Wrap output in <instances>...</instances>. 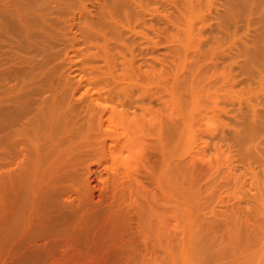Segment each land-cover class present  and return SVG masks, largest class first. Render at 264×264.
<instances>
[{
	"label": "bare ground",
	"instance_id": "6f19581e",
	"mask_svg": "<svg viewBox=\"0 0 264 264\" xmlns=\"http://www.w3.org/2000/svg\"><path fill=\"white\" fill-rule=\"evenodd\" d=\"M157 31L180 61L169 101L184 112L177 129L163 107L150 135L160 116L136 63L156 57ZM73 56L75 79L61 63ZM239 84L257 100L236 104ZM196 124L206 147L184 157ZM128 196L149 257L118 240ZM177 260L264 264V0H0V264Z\"/></svg>",
	"mask_w": 264,
	"mask_h": 264
},
{
	"label": "rangeland",
	"instance_id": "374dc122",
	"mask_svg": "<svg viewBox=\"0 0 264 264\" xmlns=\"http://www.w3.org/2000/svg\"><path fill=\"white\" fill-rule=\"evenodd\" d=\"M214 9V8H213ZM214 11V10H213ZM208 14H210V11H207ZM76 33V32H75ZM71 35H73V32L70 33ZM79 36V35H78ZM153 40L155 41L156 45V57L154 58V60H150L149 56L146 57H142L139 56L137 59V63L136 66L137 68V73L139 74V76H141V84L143 85V88L145 89V86H147L146 88L148 89V96H151L153 98V106L154 109L156 111H158V115L160 117H153L148 114L147 115V119L148 121V130L150 135L154 132V130L156 129L157 125H159V122L163 116V107L166 109V112L169 114V118L171 120L172 123H174L173 125L178 129L181 128V122H182V117H183V110L180 109L181 107H178L174 101L171 102L170 97L172 99L171 95V85L174 83L175 81V73L177 71V66L179 65L180 61L177 57L171 56L166 54L165 50L167 49V47H169L170 45L167 44V40L165 39V37L163 36V34L160 31H157L156 33H154L152 35ZM207 34L205 35V39H207ZM171 44V43H170ZM165 51V52H164ZM72 54V53H71ZM151 61L152 66H146V61ZM190 62H194V60H188V63ZM63 63L62 67L63 70L66 72V74H69L71 76V79H75L78 78L77 77V70H76V65L79 63V58L73 56V57H67L65 59ZM143 63V64H142ZM142 69V72H139V69ZM146 73H149L150 77H147ZM79 76V74H78ZM241 78V77H239ZM140 84V85H141ZM145 85V86H144ZM244 86V84H239L236 87V92L232 93V97L233 98H237L236 104L242 101H246L247 98H252L253 100H257V94L255 96H253L252 94H250L249 92H243L242 91V87ZM180 95H186V93L184 91H180L179 92ZM173 100V99H172ZM223 119V121L228 122L229 118L228 116H226L225 114L222 115L221 117ZM208 123V122H207ZM206 123V124H207ZM206 124H196L193 128V138L191 141H183L181 146L183 149V154H181V150L179 153H177V155H179L178 157H176V160H178V158H184V157H192L194 156V154L200 150L205 148V144L202 140L203 137V133L205 132V127ZM236 123L235 120L232 119L231 122V126L235 127ZM150 140H155V138L153 136H149ZM232 141V140H231ZM233 148L236 150L238 147H236V143L231 142ZM144 157L146 160V163L150 166L152 165L153 167H158V165L160 164L161 160H162V152L160 151V149H154V148H147L145 149V153H144ZM228 152H226L224 155L220 156V160L222 161V159H228L229 157L227 156ZM184 155V157H183ZM198 158V157H197ZM194 159L195 162V168L197 167L199 169V167H201L202 173L207 170H209V167L207 168V165H205V160L202 162L201 159ZM204 159H207L206 157ZM200 160V161H199ZM145 162V161H144ZM200 164V165H199ZM200 168V169H201ZM102 167L99 166V170H101ZM199 169V170H200ZM201 171V170H200ZM198 170L194 171L195 177L198 178L199 172ZM141 178H143V180L145 181V184L148 186V188L152 191H155L157 193L158 196H160V191L159 189L154 185V183L147 178L146 176H140ZM200 177V176H199ZM201 179V178H200ZM98 183V179L94 178L93 184H97ZM98 191V190H96ZM99 192V191H98ZM242 192H239L237 189H230L229 192L225 193V199H228V197H240L242 196ZM205 196V195H204ZM203 196V201L206 200V198ZM174 205H175V210H177L178 212L175 214V217L173 218V238L175 240V243L180 242L182 240L183 237V232H184V222L183 219L178 216V215H182V211L181 209L184 208L183 204L180 202L179 198L177 195H174ZM219 198H217L218 200ZM122 207L124 209V219L122 221V223L124 224L118 233V240H122L126 243H131L133 242L136 249L141 251L145 256L149 257L148 254L146 253L145 249H146V245L144 244L143 240L141 237L138 236L137 230L138 227L136 226V220L137 217L135 216V211L133 206L131 205V201L129 196L126 198V201H122ZM205 204H207L205 202ZM208 205V204H207ZM207 205H202L201 202V208L203 210L207 209L206 206ZM203 206V207H202ZM211 205H209L210 207ZM208 207V209H210ZM213 207V206H212ZM226 207L224 205H216V209H225ZM205 211V210H204ZM203 211V212H204ZM209 217V215L207 216ZM211 218L212 215H210ZM184 218V216H183ZM203 219V216L200 217ZM176 253H178L176 251ZM178 255V254H175ZM179 258V257H178ZM149 260L144 261L143 263H147ZM181 261L177 260V264H180ZM114 264V263H112ZM136 264V263H134ZM149 264H154V262H151Z\"/></svg>",
	"mask_w": 264,
	"mask_h": 264
}]
</instances>
